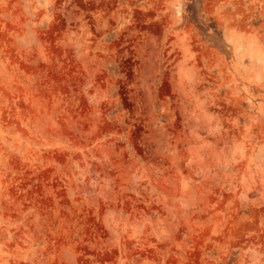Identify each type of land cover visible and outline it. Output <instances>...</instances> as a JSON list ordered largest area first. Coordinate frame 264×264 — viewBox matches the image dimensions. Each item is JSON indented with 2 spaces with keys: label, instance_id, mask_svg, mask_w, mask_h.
<instances>
[{
  "label": "rangeland",
  "instance_id": "374dc122",
  "mask_svg": "<svg viewBox=\"0 0 264 264\" xmlns=\"http://www.w3.org/2000/svg\"><path fill=\"white\" fill-rule=\"evenodd\" d=\"M0 264H264V0H0Z\"/></svg>",
  "mask_w": 264,
  "mask_h": 264
}]
</instances>
